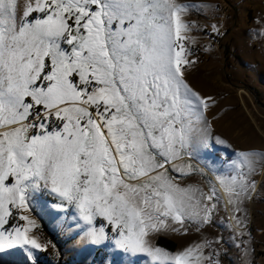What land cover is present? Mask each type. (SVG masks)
I'll use <instances>...</instances> for the list:
<instances>
[{"label": "snow or ice", "instance_id": "6c2138e0", "mask_svg": "<svg viewBox=\"0 0 264 264\" xmlns=\"http://www.w3.org/2000/svg\"><path fill=\"white\" fill-rule=\"evenodd\" d=\"M201 7L0 0V264L15 250L22 264H36L35 221L13 210L35 212L45 193L50 207L75 209L81 239L110 252L150 264H219L207 240L176 253L153 245L161 232L214 224L221 192L240 211L264 165V153L240 151L206 191L189 182L205 175L193 161L214 135L211 98L187 81L193 61L182 16Z\"/></svg>", "mask_w": 264, "mask_h": 264}, {"label": "rangeland", "instance_id": "374dc122", "mask_svg": "<svg viewBox=\"0 0 264 264\" xmlns=\"http://www.w3.org/2000/svg\"><path fill=\"white\" fill-rule=\"evenodd\" d=\"M177 2L202 6L199 12L189 11L182 19L190 27L185 44L192 50L189 60L193 61L188 68L187 81L200 95L211 98L205 116L214 135L209 146L200 149L202 159L193 161L205 175H194L189 181L206 191V181L215 182L213 173L230 171L228 165L234 153H264V0ZM224 2L227 12L220 24L219 4ZM213 26L220 28V33ZM216 137L225 143L218 144ZM251 179L256 183V191L251 199L243 201L240 211H234L233 206L227 205V198L221 192L220 211L214 224L200 231L191 227L187 234L161 232L153 240V245L157 246L159 237L169 239L175 247L166 251L176 253L207 240L211 246L205 252L211 253L219 264H264V165L258 167ZM51 198L46 193L37 196L39 207L35 212L13 211L17 216L23 214L35 221L29 235L42 246V250H34L36 264H77L71 260L76 245L89 240L81 239L74 229L75 209L65 212L52 208L50 205L55 201ZM45 206L49 207L42 211ZM15 223L23 226L26 222L17 219ZM97 224H104L109 235L112 234L107 221L98 219ZM95 246L91 264H109L112 260L115 264L151 262V258L139 255L124 256L110 252L103 244ZM22 262L23 255L18 250L2 254V264Z\"/></svg>", "mask_w": 264, "mask_h": 264}, {"label": "crops", "instance_id": "0c3cea01", "mask_svg": "<svg viewBox=\"0 0 264 264\" xmlns=\"http://www.w3.org/2000/svg\"><path fill=\"white\" fill-rule=\"evenodd\" d=\"M95 250L96 246L89 241L78 243L71 260L77 264H91Z\"/></svg>", "mask_w": 264, "mask_h": 264}, {"label": "trees", "instance_id": "16d2710c", "mask_svg": "<svg viewBox=\"0 0 264 264\" xmlns=\"http://www.w3.org/2000/svg\"><path fill=\"white\" fill-rule=\"evenodd\" d=\"M51 201H55L53 198L50 199ZM157 246L168 250V251H172L175 247V243L169 239H165L163 237H159L156 241Z\"/></svg>", "mask_w": 264, "mask_h": 264}, {"label": "built area", "instance_id": "2783aa9c", "mask_svg": "<svg viewBox=\"0 0 264 264\" xmlns=\"http://www.w3.org/2000/svg\"><path fill=\"white\" fill-rule=\"evenodd\" d=\"M227 12V4L224 2V8L222 10H218L219 13V23L223 20ZM213 33V32H212ZM220 33V30H219ZM214 34V33H213Z\"/></svg>", "mask_w": 264, "mask_h": 264}, {"label": "bare ground", "instance_id": "6f19581e", "mask_svg": "<svg viewBox=\"0 0 264 264\" xmlns=\"http://www.w3.org/2000/svg\"><path fill=\"white\" fill-rule=\"evenodd\" d=\"M222 8H224V3H220V4H219V10H222ZM220 24H222V22H220ZM214 28H215V31H218V30L220 29V28L217 29L216 27H214ZM215 31H214V32H215Z\"/></svg>", "mask_w": 264, "mask_h": 264}]
</instances>
